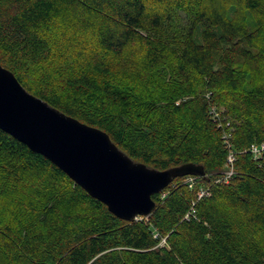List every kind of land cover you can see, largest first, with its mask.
Listing matches in <instances>:
<instances>
[{
	"label": "trees",
	"instance_id": "16d2710c",
	"mask_svg": "<svg viewBox=\"0 0 264 264\" xmlns=\"http://www.w3.org/2000/svg\"><path fill=\"white\" fill-rule=\"evenodd\" d=\"M263 1L0 0V64L29 93L135 162L206 173L192 189L174 179L127 222L0 129V264H264V152L251 151L264 144V20H246ZM65 12L95 27L73 61L51 30ZM54 60L65 65L51 72Z\"/></svg>",
	"mask_w": 264,
	"mask_h": 264
},
{
	"label": "water",
	"instance_id": "95a60500",
	"mask_svg": "<svg viewBox=\"0 0 264 264\" xmlns=\"http://www.w3.org/2000/svg\"><path fill=\"white\" fill-rule=\"evenodd\" d=\"M0 129L61 169L117 218L134 222L156 208L152 198L176 178L205 177L188 163L157 170L135 162L101 129L86 125L29 93L0 64Z\"/></svg>",
	"mask_w": 264,
	"mask_h": 264
},
{
	"label": "rangeland",
	"instance_id": "374dc122",
	"mask_svg": "<svg viewBox=\"0 0 264 264\" xmlns=\"http://www.w3.org/2000/svg\"><path fill=\"white\" fill-rule=\"evenodd\" d=\"M264 2V1H263ZM234 5V4H231ZM231 5H227L231 11L230 16L234 19H239L241 18V14H245V12L243 11V9L239 6H231ZM263 7H264V3H263ZM150 9H155L156 6H154L153 4L149 5ZM238 9V10H237ZM237 10V11H236ZM173 14H176V16H180L182 19H185L186 14L183 11L180 10H174ZM67 12H65L62 17L56 22L55 25L51 26V30L52 31H56L57 35L59 37L58 41L55 42V53L58 55H61L60 52H63L64 50L68 51L67 55H69L68 58H66V61H73V55L76 56V50L80 51L82 47L85 46L84 43H87V41H91L90 37H92L93 35V30H95V27L92 24H87L84 26V24L82 22H78L77 20H75L72 16L68 15ZM262 19L264 20V8L263 11L260 13H251L249 15H247L246 20L248 19L249 21L256 22L258 21V19ZM262 20V21H263ZM261 21V22H262ZM71 23V25H68V23ZM183 24V23H182ZM83 25V26H82ZM255 26V24L253 25ZM58 27H63L62 29L58 28ZM75 48V49H74ZM91 49H94L91 47ZM87 50V49H86ZM66 56V55H65ZM63 59H65L63 57ZM65 62V61H64ZM64 62L60 61V60H54L51 65H50V71L51 72H56L58 71L60 66H64ZM115 64V61L113 62ZM112 64V66L115 69V65ZM40 73V72H39ZM71 74V72L69 71V75ZM71 76V75H70ZM55 78H57L55 76ZM110 79L112 81V83L115 84L116 81V77H115V72L110 73ZM224 177V174L223 176ZM223 178H219V180L222 181ZM198 181H196L197 183ZM180 183V182H179ZM178 182L174 183L175 187L176 185L179 184ZM183 183H186V179L185 181H183Z\"/></svg>",
	"mask_w": 264,
	"mask_h": 264
},
{
	"label": "built area",
	"instance_id": "2783aa9c",
	"mask_svg": "<svg viewBox=\"0 0 264 264\" xmlns=\"http://www.w3.org/2000/svg\"><path fill=\"white\" fill-rule=\"evenodd\" d=\"M209 114H210L212 120L215 123H217L218 126H220L221 125V122H220L221 121L220 120L221 119V113H220L219 109L216 106H212L210 108ZM227 126L229 127L230 124L227 123ZM229 137H230L229 133H225V135L223 137L225 139V143L227 144L228 148L231 147V144L229 143ZM251 151L256 156L261 155L264 152V144H262L261 146L253 145L251 148ZM234 162H235V157H234V154L231 152L228 156V159H227V170L224 173V177H223L222 181L228 183L230 178L233 176V174H234V172H233ZM186 183L189 185V188H191V189L194 188V186L196 184V177H194V176L186 177ZM205 195H207V191L202 189L199 192L198 197L200 199V198L204 197Z\"/></svg>",
	"mask_w": 264,
	"mask_h": 264
}]
</instances>
